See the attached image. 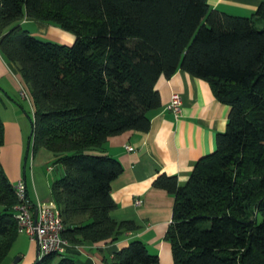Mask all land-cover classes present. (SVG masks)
<instances>
[{"label": "trees", "instance_id": "trees-1", "mask_svg": "<svg viewBox=\"0 0 264 264\" xmlns=\"http://www.w3.org/2000/svg\"><path fill=\"white\" fill-rule=\"evenodd\" d=\"M25 17L76 40L42 39L19 24ZM0 53L32 97L31 145L54 155L52 199L74 245L137 230L112 216L124 167L105 153L108 138L150 130L160 77L183 70L208 81L231 107L227 129L184 185L167 174L154 180L175 197L166 239L174 264H264V2L240 16L208 0H0ZM3 145L0 114V153ZM18 203L0 158V264L20 235ZM73 251L33 264H77ZM110 264H159V256L135 239Z\"/></svg>", "mask_w": 264, "mask_h": 264}, {"label": "crops", "instance_id": "crops-1", "mask_svg": "<svg viewBox=\"0 0 264 264\" xmlns=\"http://www.w3.org/2000/svg\"><path fill=\"white\" fill-rule=\"evenodd\" d=\"M208 2L213 8L229 14L250 16L264 0ZM19 24L45 40L71 45L75 39L73 33L33 18L25 17ZM156 88L160 93L161 107L151 115L150 130L111 136L105 151L118 158L124 167L123 173L112 183V196L118 204L112 216L117 221H133L137 230L127 232L115 242L79 245L72 252L77 264H110L115 252L135 239L143 241L151 253L158 254L159 264H174L166 233L172 220L175 197L167 190L155 187L154 180L160 174H167L176 176L179 184L184 185L195 163L215 151L218 133L227 129L231 107L217 99L208 81L183 70L170 79L160 77ZM24 89L28 94L26 99L21 94ZM175 92L183 101L179 116L166 108ZM24 101L28 102L29 111L33 113V100L21 73L0 53V114L4 121V145L0 158L11 182L16 184L23 180L28 200L37 204L52 200L51 186L56 166L51 162L53 153L40 148L33 153L28 173L32 128L26 145L28 134L25 133L30 127L27 128L24 121V109L28 110ZM128 146L135 149L130 151ZM137 199L142 201L140 205H136ZM12 250L20 256L19 264H33L37 260V245L25 234L19 235Z\"/></svg>", "mask_w": 264, "mask_h": 264}, {"label": "built area", "instance_id": "built-area-1", "mask_svg": "<svg viewBox=\"0 0 264 264\" xmlns=\"http://www.w3.org/2000/svg\"><path fill=\"white\" fill-rule=\"evenodd\" d=\"M21 94L24 98L28 97L25 89ZM182 105V96L175 92L171 95L166 108L179 116L182 113ZM127 148L130 151L135 149L133 146ZM16 191L20 200V203L14 207L18 232L27 235L30 241L37 245V260L52 253L62 254L79 248V245L72 244L62 235L64 223L60 209L53 199L40 201L37 204L31 203L27 198V187L23 180L16 183ZM141 203L140 199L136 200V205Z\"/></svg>", "mask_w": 264, "mask_h": 264}, {"label": "rangeland", "instance_id": "rangeland-1", "mask_svg": "<svg viewBox=\"0 0 264 264\" xmlns=\"http://www.w3.org/2000/svg\"><path fill=\"white\" fill-rule=\"evenodd\" d=\"M24 29H25V27H24ZM71 33V32H70ZM74 35V34H73ZM75 36V35H74ZM75 40H76V36H75V39H74V41H73V43L75 42ZM72 43V44H73ZM71 44V45H72ZM23 98V97H22ZM24 99H26V98H24ZM24 104L27 106V109H28V112L30 113V114H32L31 113V111H29V108H28V102L27 101H24ZM24 115H25V119H24V121H26V124H27V128H29V131L27 132V133H25V135L26 134H28V137L26 136V145L28 144V139H29V136H30V132H31V122H30V119H29V116H28V114L24 111ZM30 123V124H29ZM26 149H27V146H26ZM37 151H39V150H37ZM40 151H42V150H40ZM43 151H47V150H43ZM33 153H34V148H33V142H32V145H31V147H30V153H29V158H28V173H30V167H31V160L33 159ZM39 153V152H38ZM53 161V160H52ZM51 161V162H52ZM50 162V161H49ZM49 165L51 164V163H48ZM45 172V171H44ZM55 174V173H54ZM20 256L19 255H17V253H14V251L12 250L11 252H10V254H9V256L7 257V259L4 261V263L3 264H19V261H17V259L19 258ZM17 262V263H16Z\"/></svg>", "mask_w": 264, "mask_h": 264}, {"label": "water", "instance_id": "water-1", "mask_svg": "<svg viewBox=\"0 0 264 264\" xmlns=\"http://www.w3.org/2000/svg\"><path fill=\"white\" fill-rule=\"evenodd\" d=\"M18 260V259H17Z\"/></svg>", "mask_w": 264, "mask_h": 264}]
</instances>
